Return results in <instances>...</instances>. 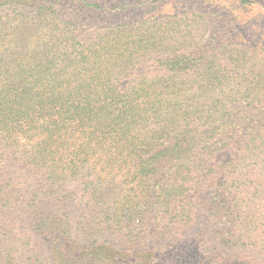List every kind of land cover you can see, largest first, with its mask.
Wrapping results in <instances>:
<instances>
[{
	"label": "trees",
	"instance_id": "trees-1",
	"mask_svg": "<svg viewBox=\"0 0 264 264\" xmlns=\"http://www.w3.org/2000/svg\"><path fill=\"white\" fill-rule=\"evenodd\" d=\"M263 1L0 0V264H264Z\"/></svg>",
	"mask_w": 264,
	"mask_h": 264
},
{
	"label": "rangeland",
	"instance_id": "rangeland-1",
	"mask_svg": "<svg viewBox=\"0 0 264 264\" xmlns=\"http://www.w3.org/2000/svg\"><path fill=\"white\" fill-rule=\"evenodd\" d=\"M264 3V1H263ZM172 7H174L172 5V0H164L163 4L161 5L160 7V10H163V12L165 13H170L172 11ZM238 12V11H237ZM260 12H262V9H260ZM260 12H251L249 16H246L244 18L245 22L243 23V27L247 28L248 29V32L251 31V29L253 28L254 30L256 29H260L259 27V21H261L260 19ZM147 12H145L144 10H138L136 12H134L131 16H130V19H137V18H143L144 15H146ZM126 16L124 13H120V12H113V13H110V14H106L105 12H101V13H98L97 14V17H96V20L97 22L99 23V25H107V24H110V23H115V22H118L119 20L121 19H125ZM237 16V15H236ZM262 22V21H261ZM43 180L41 177L37 178V177H30L29 179V183L32 185V186H35V187H38V184L39 183H42ZM48 191H51V192H54V190H51L49 188H47ZM67 191L69 193H77L78 196H82L83 193L82 192H78L79 191V188L77 185L75 186H71L69 188H67ZM206 193H203L202 195H200L198 198L204 200L206 199ZM191 197L194 199L196 198V196L193 194L191 195ZM82 208L79 207L77 208V211L78 212H74V218L75 219H83L84 216L82 215V212H80ZM75 210L74 207L71 209V211ZM8 216L10 217H14V218H19L22 216V212L21 210H19L18 212L16 211H12V212H7ZM1 216V215H0ZM6 216V215H5ZM83 216V217H81ZM7 217V216H6ZM195 226L193 227H190V230H189V235L191 236V233H193L192 231L195 230L194 228Z\"/></svg>",
	"mask_w": 264,
	"mask_h": 264
}]
</instances>
